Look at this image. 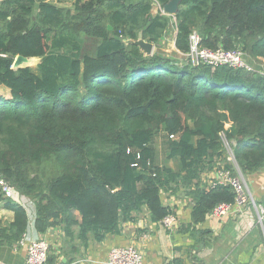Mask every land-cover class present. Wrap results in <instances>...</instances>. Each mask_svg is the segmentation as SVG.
Segmentation results:
<instances>
[{"label":"trees","instance_id":"1","mask_svg":"<svg viewBox=\"0 0 264 264\" xmlns=\"http://www.w3.org/2000/svg\"><path fill=\"white\" fill-rule=\"evenodd\" d=\"M169 1L76 0L71 9L0 0V88L10 90L0 92V199L1 181L31 198L39 232L73 236L76 226L84 244L101 242L144 212L160 222L173 213L162 192L184 193L194 206L177 229L198 249L213 208L235 200L231 186L202 176L221 164L235 174L264 170V73L181 63L127 43H157L170 17L152 11ZM175 17L183 52L196 32L204 46L264 60V0H181ZM87 39L95 48L83 52ZM18 55L40 57L39 73L14 67ZM10 207L15 221L0 224V246L27 231L24 206Z\"/></svg>","mask_w":264,"mask_h":264},{"label":"crops","instance_id":"2","mask_svg":"<svg viewBox=\"0 0 264 264\" xmlns=\"http://www.w3.org/2000/svg\"><path fill=\"white\" fill-rule=\"evenodd\" d=\"M50 1L58 6L71 8L69 2L63 4L58 3L59 0ZM152 12L158 13L157 10ZM154 50L156 51V46ZM83 52L89 50L84 47ZM30 61L35 64H28ZM40 61V57H32L25 66H30L35 73H39ZM2 89H6V92H2ZM0 91L9 97L8 88L2 86ZM166 164L175 169L178 167L177 160H167ZM215 175L214 171L204 174L202 182L211 183ZM242 177L254 202L246 204L242 212H233L225 217L210 215L201 224L202 229L210 230L206 237L208 243L198 249L191 247L195 241L188 234L181 233L177 228H164L160 222L151 221L147 212L142 213L136 221L121 224L120 233L109 234L101 242L91 236L87 245L79 239L76 226L73 236L66 235L61 227L50 228L41 233L35 226L34 201L22 193L13 197L4 195L0 199V224L9 226L15 221V211L10 206L18 203L27 211L28 227L24 234V243L0 246V264H24L28 242L40 237L47 238L50 243L49 258L52 257L54 262L48 261L49 264H105L111 247L128 244L139 246L144 254V264H169L176 258L183 259L186 264H264V213L261 211L264 209V170L242 174ZM162 200L177 214L179 225L190 222L194 206L192 196L162 192ZM76 214L78 219H81L80 213L76 211Z\"/></svg>","mask_w":264,"mask_h":264},{"label":"built area","instance_id":"3","mask_svg":"<svg viewBox=\"0 0 264 264\" xmlns=\"http://www.w3.org/2000/svg\"><path fill=\"white\" fill-rule=\"evenodd\" d=\"M164 13L163 8L159 4L155 5ZM184 61L192 65H227L233 68H244L247 70L257 69L251 62V56L241 48L226 49L223 46L218 48H210L202 44L201 36L193 32L190 35V48L187 52H181ZM259 70V68H258ZM260 71V70H259ZM263 73L262 71H260ZM228 160L235 162L232 149L229 148ZM215 177L211 186L217 184L229 185L235 192L234 202H221L217 204L211 211L213 217H225L233 212H242L246 204L254 202V199L249 195L246 189L242 174L238 172L235 174L232 169L226 168L221 164L219 168L214 170ZM3 192L6 197H13L15 190L12 186L4 181H1ZM264 213V209L261 210ZM160 224L167 229H176L179 225V218L176 213L167 214ZM24 238L21 243H24ZM49 250L50 243L47 238L40 237L38 239L30 240L27 244V254L24 264H49ZM105 264H144V254L141 249L135 244L113 246L109 249Z\"/></svg>","mask_w":264,"mask_h":264},{"label":"rangeland","instance_id":"4","mask_svg":"<svg viewBox=\"0 0 264 264\" xmlns=\"http://www.w3.org/2000/svg\"><path fill=\"white\" fill-rule=\"evenodd\" d=\"M62 2L63 4H66L67 2H69L71 8L75 6L74 0H59L58 3ZM160 7H162L160 5ZM153 10H157V12H159L158 8H154ZM168 15V14H167ZM170 17V25L167 29V31L164 33V35L159 39V41L157 43H154V46H156V51L154 50V52H158L161 55L167 56V57H171L174 58L178 61H184L181 50L178 49L177 45H176V40H177V28H176V17L174 15H168ZM84 47L85 50H89L92 48V50L95 48V43L91 40H85L84 42ZM220 47V46H219ZM91 50V51H92ZM247 54V52H246ZM252 64L255 66V68H259L260 71H262L264 73V60H257L254 59L252 57H250ZM28 64L32 65L35 64L33 61H30ZM25 66V65H24ZM83 89V87H81V90ZM1 92V91H0ZM2 92H6V89H2ZM1 92V93H2ZM8 96H10V94H7ZM171 164L174 166L175 163L171 162ZM138 246V245H136ZM139 247V246H138Z\"/></svg>","mask_w":264,"mask_h":264},{"label":"water","instance_id":"5","mask_svg":"<svg viewBox=\"0 0 264 264\" xmlns=\"http://www.w3.org/2000/svg\"><path fill=\"white\" fill-rule=\"evenodd\" d=\"M181 0H170L169 2H167L164 6H163V11L165 14L168 15H176L178 9H179V5H180ZM109 29H112V26H109ZM127 43H134L136 45H138L140 47V49L147 55H151L154 52V43L144 39L142 37L136 39V40H132V39H128L126 40ZM29 61L28 57H25L23 55H18L15 59L14 62V67L18 68V67H24V65ZM15 190V194L18 196L20 192H18L16 189ZM16 196V197H17Z\"/></svg>","mask_w":264,"mask_h":264}]
</instances>
